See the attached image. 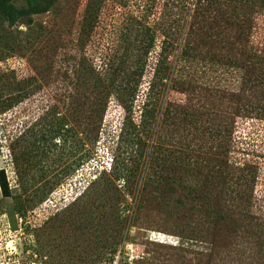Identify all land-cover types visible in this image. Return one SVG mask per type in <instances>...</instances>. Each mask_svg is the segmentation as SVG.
I'll return each instance as SVG.
<instances>
[{"label": "rangeland", "instance_id": "obj_1", "mask_svg": "<svg viewBox=\"0 0 264 264\" xmlns=\"http://www.w3.org/2000/svg\"><path fill=\"white\" fill-rule=\"evenodd\" d=\"M10 1L23 15L0 17V264H264V0H122L117 37L106 8L90 35L89 0ZM104 57L122 68L109 100L87 80ZM62 123L75 145L51 144ZM184 169L201 172L190 209L151 179Z\"/></svg>", "mask_w": 264, "mask_h": 264}, {"label": "trees", "instance_id": "obj_2", "mask_svg": "<svg viewBox=\"0 0 264 264\" xmlns=\"http://www.w3.org/2000/svg\"><path fill=\"white\" fill-rule=\"evenodd\" d=\"M122 0H89L88 2V6H87V10L88 12V24H87V30L91 33L90 35H93L94 32H97V30H94L96 25H97V21H98V15L99 13L102 12L103 8L108 11V17H117L116 19H114L115 21L111 24L112 28L110 29V31L112 33H114V35L117 37L118 33H120V27L117 25L118 19L119 17L116 14L115 6H116V2H120L121 3ZM157 0H154V2ZM186 1L188 0H179V2H181L182 4H184ZM201 1H203L204 3L206 2V4H201ZM222 2L223 0H196V2L200 3V7L199 9L202 11L208 10L209 6L211 7L212 4H217L219 2ZM108 4V5H106ZM0 17L1 20L3 21H7L11 24L15 23L16 20H18L21 15H23V13L21 12V10L16 9L12 4L10 0H3V2L0 4ZM106 5V6H105ZM203 7V8H202ZM114 12V13H113ZM113 13V15H112ZM119 15V14H118ZM122 22L125 20V18L122 17ZM85 30V29H84ZM137 30V32L139 31V26L136 28V26H130V28L128 29V31H126L125 38H129L131 37V35ZM88 35V39L87 40H83V42H87L89 41L90 36ZM134 35V34H133ZM156 34L154 33L153 35V40L152 43L155 40ZM109 40H114L115 38H108ZM97 43H99L98 45H100V41H96ZM110 45V44H109ZM75 48H77L76 46H74ZM114 47V45L112 46ZM163 49L165 47V45L162 46ZM190 49L188 48L187 51H184L182 56L184 55L185 57H187L188 51ZM79 51V50H78ZM82 53L78 54L79 56ZM163 53L161 52V54L157 55V57L155 58V63L153 64L154 66V78L151 79L149 81V89H152V93L154 91V84H156L159 88L162 87L163 85V81H164V71L166 70V67H168L169 62L171 61L169 58L167 59H163L161 60L160 58L163 56ZM183 56V57H184ZM71 58V57H70ZM106 61H108V64L104 61L102 62V66L98 69L96 67H91L88 71V75H90L87 80L92 83V85L94 84L93 87H96L97 89H103L106 91V95L104 94L103 97L107 98L108 100L111 98L112 94H110V90L113 91V89L115 88V82L116 80L119 78L120 74L122 73V68L119 66V63H116L112 57L106 58L104 57ZM158 58V59H157ZM72 60V59H71ZM80 60V59H79ZM72 61H76V60H72ZM120 61V60H119ZM81 62V60H80ZM79 62L77 60L76 66H78ZM164 66H162V65ZM93 65V64H92ZM79 67V66H78ZM151 93L149 92L146 99H142L141 100V104H140V108L143 109L144 111L142 112V116L144 117V119H141L140 122V126L142 127V130L138 133L136 132L135 135V139H134V147L132 150V153L130 155L129 161H128V167H126L127 169V175L125 176L127 182L129 183L130 179H134L132 172L135 171V169H137V166H133L131 163H135L136 160H140L142 158V153L144 150V146H145V142L144 139H142V137L144 138H148L149 134H150V126H151V120H152V114L153 111L151 109H148L149 107V103L152 100L151 98ZM151 99V100H150ZM55 131L57 132V134L55 133ZM54 136H52L51 138V144L53 145V141L56 139V137H58L62 144L60 146L62 147H66V144H72L75 145L76 144V137L73 136V133L70 132V130H67V128H65L63 126V123L61 125H59L58 127L55 128V130L53 131ZM139 134V135H138ZM40 135L39 137H43ZM71 145V146H72ZM60 146H55L54 147L59 150V151H65L67 153H74L76 154L75 151L72 150V148L70 150L67 149H61ZM72 150V151H71ZM63 152L60 153V156H63ZM61 159V158H60ZM54 163H56L55 160H53ZM160 171H165V169L162 167L160 168ZM182 175L177 179V180H173V179H169L167 178V176H163V175H158L156 176V178H151L154 180V183L158 186L157 192L154 194V196L160 200H165L168 197H172L173 195H175L174 193H176V191L181 190L182 192L186 193V202L184 201H180V198L177 200L180 203V206L183 207L184 209H186V207H188V209H190V207H194L195 205H197V201H201L204 202L205 199H201V197L203 196H199L202 192V190L200 189V187L202 186L200 183V178H201V172L199 169H184L182 171ZM200 176V177H199ZM147 177V176H146ZM147 179V178H146ZM150 178H148L149 180ZM252 179H256V177L254 176ZM177 181V182H176ZM175 182L177 184L176 189L174 190V186ZM0 187L2 189V194L4 197H8L10 194V189L8 186V182L6 181L5 175L2 171H0ZM156 189V188H155ZM167 192H171L172 196H167L166 194ZM180 197V196H179ZM207 200V199H206ZM188 205V206H187ZM58 209V208H57Z\"/></svg>", "mask_w": 264, "mask_h": 264}]
</instances>
